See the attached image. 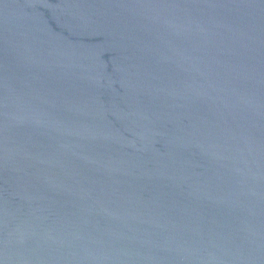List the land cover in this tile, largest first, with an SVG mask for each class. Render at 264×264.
I'll return each instance as SVG.
<instances>
[{"label": "water", "instance_id": "water-1", "mask_svg": "<svg viewBox=\"0 0 264 264\" xmlns=\"http://www.w3.org/2000/svg\"><path fill=\"white\" fill-rule=\"evenodd\" d=\"M0 264H264V0H0Z\"/></svg>", "mask_w": 264, "mask_h": 264}]
</instances>
